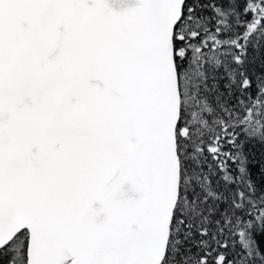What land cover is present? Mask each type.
Returning <instances> with one entry per match:
<instances>
[{"label":"snow or ice","instance_id":"1","mask_svg":"<svg viewBox=\"0 0 264 264\" xmlns=\"http://www.w3.org/2000/svg\"><path fill=\"white\" fill-rule=\"evenodd\" d=\"M259 50L264 0H0V257L264 264Z\"/></svg>","mask_w":264,"mask_h":264},{"label":"trees","instance_id":"2","mask_svg":"<svg viewBox=\"0 0 264 264\" xmlns=\"http://www.w3.org/2000/svg\"><path fill=\"white\" fill-rule=\"evenodd\" d=\"M255 58V65L256 68L259 69L262 60H264V50H259L255 53L252 54ZM257 157H259V152L256 153ZM7 260L8 257L4 256V257H0V262H2V264H7Z\"/></svg>","mask_w":264,"mask_h":264},{"label":"water","instance_id":"3","mask_svg":"<svg viewBox=\"0 0 264 264\" xmlns=\"http://www.w3.org/2000/svg\"><path fill=\"white\" fill-rule=\"evenodd\" d=\"M125 187H126V188H129V187H130V185H126ZM129 194H131V193H129Z\"/></svg>","mask_w":264,"mask_h":264}]
</instances>
